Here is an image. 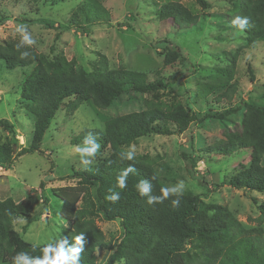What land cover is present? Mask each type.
Here are the masks:
<instances>
[{
    "label": "trees",
    "instance_id": "1",
    "mask_svg": "<svg viewBox=\"0 0 264 264\" xmlns=\"http://www.w3.org/2000/svg\"><path fill=\"white\" fill-rule=\"evenodd\" d=\"M45 1L55 5L64 0ZM79 1L81 4L76 7L74 17H81L88 24L108 21V12L97 0ZM193 3L196 8L167 1L156 16L161 23L167 22L172 27H196L201 17H208L211 6L206 0H193ZM226 3L227 10L221 14L225 18L223 27L242 32L246 48L252 49L257 42H264V0H227ZM237 17L247 18L243 29L233 23ZM158 44L164 53L163 69H171L175 62L185 59L182 50L171 42L165 40ZM230 57L232 64L216 68L208 82L198 83L195 94L200 98L212 95V103L226 101L229 106L201 115L178 100L172 89L164 92L174 80L173 74L167 79L160 71L145 73L124 66L111 68L106 57L100 54L87 72L62 54L37 53L22 40L0 42V61L6 69L32 68L21 83L20 98L33 121L29 148H23L14 156L13 147L17 143L14 127L7 120H0V130L10 136L4 141L0 137L2 170H9L24 154L39 152L38 147L57 112L71 117L82 103L106 110L119 103L125 94L140 97L138 110L108 117L103 131L85 130L72 139V143H98L104 155L95 164L69 176L76 180L75 186L68 188L76 191L74 196H65L67 188L56 190L62 201L60 216L70 224L65 237L58 240L66 239L65 248H68L73 246L77 235L84 233L80 264H97L95 253L98 250L109 253L105 264H264V203L258 204L256 227L247 229L225 206L205 203L202 195L176 190L161 200V189L175 187L176 183L163 157L134 155L130 160L125 151L141 138L180 136L190 126L209 119L232 122L233 127L222 133L223 142L206 150L225 157L248 150V166L232 176L226 185L264 194V105L243 101L242 108L233 107L231 101L237 92L236 54ZM249 74L253 73L249 70ZM239 113L237 124L232 118ZM129 166L134 170L128 173L127 186L121 189L117 177ZM141 181L149 186L146 194L139 191ZM110 190L119 192L120 199L115 202L106 199L111 195ZM150 198H153L151 202ZM174 201L177 203L173 204ZM34 204V196L17 203L10 198L0 199V264L13 262L19 253H26L30 259L43 256L46 244L24 241L12 226L18 219L32 222ZM100 217L120 224L121 237L112 245L96 225Z\"/></svg>",
    "mask_w": 264,
    "mask_h": 264
},
{
    "label": "rangeland",
    "instance_id": "2",
    "mask_svg": "<svg viewBox=\"0 0 264 264\" xmlns=\"http://www.w3.org/2000/svg\"><path fill=\"white\" fill-rule=\"evenodd\" d=\"M97 1L108 12L109 19L88 24L81 17L73 16L81 4L79 0H64L55 5L45 0H0V42L23 41V36L16 31L23 24L35 41L28 45L37 53L62 54L87 72L100 54L106 57L111 68L124 66L145 73L160 71L167 79L173 74L174 80H169L171 84L164 92L172 89L178 100H183L201 115L229 106L226 101L212 103V95L200 98L195 94L198 83L208 82L216 68L231 65L230 54H236L234 81L237 92L231 101L233 107L242 108L243 101L264 105V42H257L252 49L246 48L242 32L223 27L225 18L221 14L227 10V0H206L211 6L208 17H201L199 24L190 28L161 23L156 14L167 1L196 8L193 0ZM197 10L199 13L198 6ZM165 40L180 48L185 57L175 62L171 69L162 68L164 53L158 43ZM31 70V67L8 70L0 61V120H7L14 127L17 139L14 156L23 148H29L31 143L33 121L20 98L21 83ZM139 101L140 97L125 94L119 103L106 110L82 103L71 117L59 111L38 147L39 152L18 157L9 170L0 168V199L10 198L17 203L27 196L35 197L30 217L33 221L18 219L12 225L24 241L43 245L65 237L70 224L60 216L62 201L56 190L67 188L65 196H74L76 191L68 188L75 186L76 180L69 176L104 157L100 148L94 157H81L77 149L89 144L72 143V139L85 130L103 131L106 118L138 110ZM232 119L238 124L240 113ZM231 127L232 122L209 119L190 126L180 136L141 138L128 145L125 151L151 158L163 157L177 190L202 195L205 203L225 206L245 228L254 229L259 216L258 204L264 203V194L226 185L232 176L248 166L250 152L240 150L225 157L206 150L221 144L222 133ZM0 137L3 141L10 138L1 130ZM85 160L88 163L85 164ZM96 225L111 245L121 237L118 221L107 222L100 217ZM95 256L97 264H105L109 253L98 250Z\"/></svg>",
    "mask_w": 264,
    "mask_h": 264
},
{
    "label": "clouds",
    "instance_id": "3",
    "mask_svg": "<svg viewBox=\"0 0 264 264\" xmlns=\"http://www.w3.org/2000/svg\"><path fill=\"white\" fill-rule=\"evenodd\" d=\"M233 23H238L243 29L244 25L247 23V18L240 19V17H237L236 20L233 21ZM16 31L20 33L23 36V42L32 45L35 43V41L31 38V36L26 31V26L21 24L16 28ZM24 55H27L25 53ZM89 144L88 147L84 148H78L77 151L80 153L81 157L83 156H89L94 157L97 153L98 149L100 148V145L98 143L94 142H87ZM123 154V153H122ZM127 159H133L134 158V152L128 151L126 152ZM85 164L88 163L87 160L83 161ZM134 169L129 166L126 169L122 170L120 175L117 177V185L119 188L123 189L126 185V179L128 176V173L133 171ZM182 186V184H181ZM139 191L141 194H146L149 191V186L141 181L138 185ZM177 189L176 187H164L161 189V192L163 193V196L159 199H163L164 197H167L169 192H175ZM111 191V190H110ZM106 199L115 202L120 199V193L111 191V195L106 196ZM153 198H150V202ZM177 203L176 201L173 202V204ZM75 243L73 246H70L68 248H65V244L67 243V240H56V241H49L42 249L43 256L42 257H35V258H29L26 253H19L13 258V264H80V253L83 251V245L85 243L84 241V233H81L80 235H77L75 238ZM55 245V246H54Z\"/></svg>",
    "mask_w": 264,
    "mask_h": 264
},
{
    "label": "water",
    "instance_id": "4",
    "mask_svg": "<svg viewBox=\"0 0 264 264\" xmlns=\"http://www.w3.org/2000/svg\"><path fill=\"white\" fill-rule=\"evenodd\" d=\"M13 153H14V149H13Z\"/></svg>",
    "mask_w": 264,
    "mask_h": 264
}]
</instances>
